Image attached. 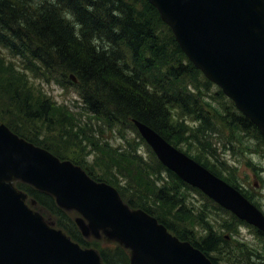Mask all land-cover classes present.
Returning a JSON list of instances; mask_svg holds the SVG:
<instances>
[{
	"label": "trees",
	"instance_id": "trees-1",
	"mask_svg": "<svg viewBox=\"0 0 264 264\" xmlns=\"http://www.w3.org/2000/svg\"><path fill=\"white\" fill-rule=\"evenodd\" d=\"M0 44L13 55H28L43 67L60 70V76L73 74L79 84L82 103L87 105L86 113L91 114L98 125L81 122V118L77 121L75 114L58 120L53 114L65 110L64 104L60 107L49 101L35 102L32 95L21 102L23 90H17L12 98V106H18L19 114L23 113V118L30 121L39 120L49 128L54 127L53 122L70 125L73 139L79 142L86 138H92L90 141L94 145L101 142L111 156L107 164L109 170H105L109 172L107 175H99L82 159L73 161L96 180L114 185L131 207L143 208L154 215L179 238L190 241L214 264H219L212 252L223 239L211 229L205 238L196 239L194 226L206 222L208 211L189 204L186 192L193 190L206 201L222 207L160 160L158 170L151 171L136 145L125 140L126 134L122 138L127 144L120 146H112L100 134L101 122L109 130L123 132L131 128L142 138L133 122L134 118L138 119L237 188L230 177L224 178L218 173L215 162L203 160V156L209 157L205 151L212 147L214 135L230 128L231 133H236L239 130L235 128H240L252 131L264 142L260 129L231 99V109L225 107L223 117L212 113L209 98H225L226 95L221 88L213 95L214 84L186 56L158 9L149 0H0ZM32 70L39 72L34 66ZM69 80L73 79L69 77ZM9 127L40 144L14 126L9 124ZM185 144L187 150L180 146ZM160 168L168 171L171 182L158 183ZM120 174L126 178V183ZM133 184L152 197L136 199L131 196ZM17 186L36 200V206L51 217L46 215L55 226L82 246L98 249L105 264H130L129 252L121 245L115 242L102 245L100 241L84 237L75 216L58 206L52 195L23 182ZM235 220L243 221L236 215ZM257 231L264 235L261 230Z\"/></svg>",
	"mask_w": 264,
	"mask_h": 264
},
{
	"label": "water",
	"instance_id": "water-1",
	"mask_svg": "<svg viewBox=\"0 0 264 264\" xmlns=\"http://www.w3.org/2000/svg\"><path fill=\"white\" fill-rule=\"evenodd\" d=\"M194 65L230 97L264 135V0H149ZM74 80L75 77L72 75ZM159 160L185 182L264 232V213L238 188L133 119ZM16 181L75 210L84 237L104 234L128 250L130 264H213L211 258L119 191L92 178L0 122V264H105L26 203ZM102 232V233H101Z\"/></svg>",
	"mask_w": 264,
	"mask_h": 264
},
{
	"label": "rangeland",
	"instance_id": "rangeland-1",
	"mask_svg": "<svg viewBox=\"0 0 264 264\" xmlns=\"http://www.w3.org/2000/svg\"><path fill=\"white\" fill-rule=\"evenodd\" d=\"M25 56L13 55L9 49L0 44V121L8 126L9 124L14 126L29 137L31 136L40 143L37 145L53 153L57 151L58 155L55 153L57 156L63 157L65 155L64 159H69L72 162H74L75 158L82 159L88 162L99 175H107L109 172L105 170H109V165L107 164L111 162V156L109 152L102 148L101 142H96L94 145L90 141L93 140L92 138L90 140L86 138L79 142L73 139L72 133L74 131L71 130L70 125H59V122H53L52 125L54 127L49 128L39 120L30 121L23 118V113L19 114V109L16 108L18 106L15 104L12 106V98L15 92L17 90L22 92L23 90V96L20 98L21 102L29 95H32L35 102L49 101L60 107L64 104L65 110L54 108L59 110V112L52 113L54 118L57 117L58 120L69 118L75 114L77 121L81 118V122L86 121L89 124L98 125V122H95L96 119L91 114L86 113L88 108L86 104L84 105V102L82 103L83 97L78 89L77 79L69 80L72 74L67 73V77H64L65 74L60 76V70L48 69L43 67V65H39L30 56ZM33 66L39 71L38 73L32 70ZM212 83L214 85L211 90L215 92L213 94L215 95L220 87L214 82ZM208 101L212 113L216 112L221 115L220 117H223L224 113H226L225 107L231 109L230 98L227 95L225 98H220L219 96L211 97ZM232 111L230 110L231 113H233ZM99 125L102 127L101 137L108 140L112 146H120L126 143L122 138V135L126 134L125 140L136 145L135 147L138 148L140 155L148 162L149 169L151 171L158 170L159 158L147 141L142 136L140 138L132 131L133 129L129 128L122 132L120 129H106L101 122ZM235 129L239 131L231 133L232 130L230 128V130H221L214 135L212 147L205 151V154L211 159L203 156V160L205 162H211V160L215 162L218 173L224 178L230 177V181L250 196L252 198L251 201L264 213V142L256 138L252 131L245 132L240 128ZM70 136L72 137L70 138ZM180 146L187 150V144ZM212 153H215L216 156H213ZM120 175L123 182L126 183V178L122 174ZM158 175L160 177V180H158L159 184L172 181L168 171L165 169L160 168ZM132 187L129 193L136 199L141 196H151L149 192V195H146L147 192L143 188L138 189L134 184ZM186 194L189 204L197 208H205L208 211L206 222L194 226L196 239L202 240L205 238L209 234L210 229L216 233L217 237L223 239L219 242L217 250L212 252L219 264H264V235L258 234L257 227L244 220L236 221L234 213L221 205L222 208L206 201L193 190L187 191ZM149 202L152 201L149 200ZM34 205L36 208V204L31 206ZM36 209L40 208L37 207ZM64 210L72 213L75 217L79 216V213L75 210ZM41 212L45 215L47 222L54 224V221L49 219L51 217L45 211ZM91 238L100 241L102 245L115 244L104 234H102L101 238H96L93 235H91Z\"/></svg>",
	"mask_w": 264,
	"mask_h": 264
},
{
	"label": "flooded vegetation",
	"instance_id": "flooded-vegetation-1",
	"mask_svg": "<svg viewBox=\"0 0 264 264\" xmlns=\"http://www.w3.org/2000/svg\"><path fill=\"white\" fill-rule=\"evenodd\" d=\"M32 199H34V198L30 197V198H29V201L31 202ZM35 202H36V200H35ZM31 203H32V202H31Z\"/></svg>",
	"mask_w": 264,
	"mask_h": 264
}]
</instances>
